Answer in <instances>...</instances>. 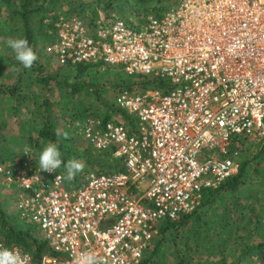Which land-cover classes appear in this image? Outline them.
I'll use <instances>...</instances> for the list:
<instances>
[{
	"label": "built area",
	"instance_id": "obj_1",
	"mask_svg": "<svg viewBox=\"0 0 264 264\" xmlns=\"http://www.w3.org/2000/svg\"><path fill=\"white\" fill-rule=\"evenodd\" d=\"M53 28L46 51L57 64L120 66L168 87L118 90L114 104L128 120L70 123L95 152L111 151L122 171H88L67 187L60 171L22 159L1 164L0 176L14 188L20 219L54 252L38 264H74L84 252L101 264H138L163 220L197 210L204 189L237 173L239 142L264 140V0H178L138 27L110 17L91 28L59 16ZM0 247L33 264L18 246Z\"/></svg>",
	"mask_w": 264,
	"mask_h": 264
},
{
	"label": "trees",
	"instance_id": "obj_2",
	"mask_svg": "<svg viewBox=\"0 0 264 264\" xmlns=\"http://www.w3.org/2000/svg\"><path fill=\"white\" fill-rule=\"evenodd\" d=\"M169 8L167 0H0V69L20 67L5 44L7 38L26 37L38 56L31 69L21 68L12 84L0 83V103L7 104L0 110V114L6 113L0 117V133L15 132L14 137L0 141V165L16 157L27 159L13 151L24 144L27 152L36 148L31 163L37 167L41 148L57 143L65 162L77 159L85 165L72 182L65 181L67 187L80 186L88 171H122L121 162L114 160L111 151L95 152L89 145L83 146L84 139L75 136L78 134L70 123L85 116L128 120V115L114 105L118 90L166 88L168 81L140 74L124 78L120 66L109 79L105 74L114 66L50 65L43 56L53 58L46 47L55 37L53 24L59 16L83 19L91 28L111 16L138 27L148 15L158 17ZM5 10L7 14L2 15ZM110 90L113 97L107 95ZM239 144V148L244 146V142ZM250 147L251 154L241 157L236 174L203 190L197 210L158 225L138 264H264V185L258 193L250 188L254 180L251 169L264 152V140ZM57 170L63 174V166ZM259 176L264 183V172ZM245 191L247 195H241ZM17 215L19 218L18 212L9 215L0 203V240L29 252L33 264H38L44 254L54 255L42 231L36 225L19 222Z\"/></svg>",
	"mask_w": 264,
	"mask_h": 264
},
{
	"label": "clouds",
	"instance_id": "obj_3",
	"mask_svg": "<svg viewBox=\"0 0 264 264\" xmlns=\"http://www.w3.org/2000/svg\"><path fill=\"white\" fill-rule=\"evenodd\" d=\"M5 44L14 54V59L20 67H13L12 71L19 72L22 69H31L38 60L34 49L30 46L26 37L17 36L7 38ZM59 135V133H57ZM67 133L64 137L67 138ZM30 156V155H29ZM32 158V156H30ZM39 169L43 172H56L63 166V174L58 175L56 179L66 182H72L75 177L83 171L85 165L77 159L64 161L62 152L57 143H48L44 145L38 156ZM39 178V177H38ZM0 264H25L20 254L15 249L0 247ZM74 264H101V261L91 252H84L75 257Z\"/></svg>",
	"mask_w": 264,
	"mask_h": 264
},
{
	"label": "rangeland",
	"instance_id": "obj_4",
	"mask_svg": "<svg viewBox=\"0 0 264 264\" xmlns=\"http://www.w3.org/2000/svg\"><path fill=\"white\" fill-rule=\"evenodd\" d=\"M167 3L168 5L171 6H174L175 4V0H167ZM7 14V11L5 10L4 12H2V15H5ZM126 14V13H125ZM149 16V15H148ZM113 18V16H111ZM108 18H106L107 20ZM1 48V47H0ZM43 58H45L50 65H57L56 61L54 58L50 57V58H46L43 56ZM2 68V67H1ZM112 69L109 71V73H106L105 75L108 76V78L110 79V75L113 76V74L115 72H117L118 68H115V67H111ZM0 83H4V85H10L12 84L15 79L17 78V76L19 75V72H14V71H10L9 69H0ZM124 73V72H123ZM122 76L125 78V76L127 77V75L125 74H122ZM113 94L114 92L113 91H109L107 95H111L113 97ZM115 105V104H114ZM7 107V104L4 103V102H1L0 103V110H4L5 108ZM6 113H2L0 114V117H5ZM122 118V117H121ZM123 119V118H122ZM124 120V119H123ZM14 130V129H13ZM75 134L73 133V136ZM15 136V132H13L12 130L7 133H0V141L2 140H7L8 137L11 138V137H14ZM76 137H78L80 139V141H82V138L78 135H75ZM74 136V138H76ZM77 139V138H76ZM78 140V139H77ZM247 143H244L241 148L240 147V144L237 148L239 149H245V147H247L246 150L244 151H241L239 150L240 152V160H241V157H245L249 154H251L252 152V147H250V145H252L253 147L259 143H254V142H250V141H246ZM261 143V142H260ZM9 145L12 146V143H10ZM83 146H88V144L83 141ZM15 150L14 151V154L15 152H20V153H23L27 159H33L35 153L37 152L36 148L33 149V150H29L28 152L25 150L26 149V145L24 144H21V145H18L16 148H14ZM92 151H94L92 149ZM32 156V158L30 156ZM8 156L4 155V158H6ZM23 159V158H22ZM22 159H19L16 157L15 161H21ZM25 159V158H24ZM114 160H117L114 158ZM257 165L251 169V174L253 175V184L250 186L251 190H252V193H258L259 191H261V189L263 188L262 186L264 185V183H262L261 181V177L259 175H261V173L264 172V152L261 154V157L260 159L258 160V162L256 163ZM84 176V175H83ZM83 178V177H82ZM261 180V181H260ZM14 192V188L12 187H8V185L3 181V179L0 177V203H1V207H3L4 210H6V212L11 215L12 213H16V208H15V200L12 198L13 197V193ZM15 192H14V196H15ZM241 195H244L246 196L247 195V192H241ZM20 218V217H19ZM18 218V215H17V220L19 222H23L21 219Z\"/></svg>",
	"mask_w": 264,
	"mask_h": 264
}]
</instances>
